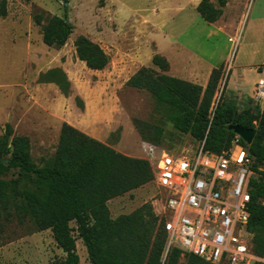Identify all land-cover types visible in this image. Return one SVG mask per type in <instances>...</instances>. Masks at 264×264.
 Here are the masks:
<instances>
[{
  "label": "rangeland",
  "instance_id": "obj_1",
  "mask_svg": "<svg viewBox=\"0 0 264 264\" xmlns=\"http://www.w3.org/2000/svg\"><path fill=\"white\" fill-rule=\"evenodd\" d=\"M3 1L6 16L0 17V143L5 125H10L15 136L29 139L31 159L38 167L54 155L63 124L128 158L143 159L142 135L147 140L157 137L158 147L172 154L194 153L202 143L174 129L171 120L175 113L148 93L128 87L127 82L145 68L193 85L202 84L201 76L193 80L189 76L193 68L190 49L197 51V47L207 55L218 48L224 58L228 56L218 68L221 79L211 114L222 98L237 115L253 120L254 127L261 118L250 96L256 75L241 71L238 78L230 67L240 58L237 29L229 31L228 39L208 38L207 29L212 28L201 20L207 29L196 38L193 34L197 29H189L186 24L194 14L192 4L187 6L182 0H0V7ZM210 2L215 8L224 3L220 26L238 20L240 11L234 0H228L227 10L226 0ZM35 12L65 18L72 25L64 47L43 45L41 28L32 19ZM79 37L103 50L108 58L103 70H89L77 59L74 42ZM154 57L166 63L165 72L152 64ZM63 82H67L65 95L58 87ZM252 161L250 184L259 179L264 182V165H258L254 157ZM16 178L12 170L0 168L1 180ZM155 194L150 183L110 200V217L129 215L144 205L154 213ZM2 225L0 264H66V256L50 231L33 233L29 224ZM70 227L75 229L73 223ZM247 232L252 243L253 234ZM73 236L77 239V233ZM76 254L80 264H89L80 240L76 241Z\"/></svg>",
  "mask_w": 264,
  "mask_h": 264
},
{
  "label": "trees",
  "instance_id": "obj_2",
  "mask_svg": "<svg viewBox=\"0 0 264 264\" xmlns=\"http://www.w3.org/2000/svg\"><path fill=\"white\" fill-rule=\"evenodd\" d=\"M67 2V0H64ZM2 2L0 17L6 16ZM224 3L215 8L210 0H202L197 13L206 24H215L222 16ZM33 22L41 28L42 43L48 48L64 47L73 27L65 19L33 14ZM75 55L92 71H101L108 64L103 50L85 37L74 42ZM152 64L162 72L166 63L154 57ZM221 79V70H213L205 88L152 69H140L127 86L148 93L158 104L168 106L174 113L171 122L179 133L203 143L206 152L221 155L236 138L229 126L256 130L248 149L258 165H264V107L256 105L261 118L256 127L253 120L236 114L221 98L211 114L213 99ZM65 83V84H63ZM58 84L65 95L67 82ZM159 135V134H158ZM157 135V136H158ZM144 143L158 147L157 137ZM30 141L15 136L10 125H5L0 143V168L12 170L16 179H0V235L3 223L29 224L33 233L50 231L59 250L66 256V264H80L76 241L86 250L89 264H208L183 255L173 249L163 258L166 235L162 224L148 205L129 215L110 217L107 203L146 186L153 181L149 163L116 153L113 149L85 135L70 125L63 124L54 155L42 167L31 159ZM7 160V166L3 161ZM249 220L247 230L253 234L252 250L264 255V182L250 184ZM75 225V229L70 224ZM77 233V239L73 236ZM1 244V243H0Z\"/></svg>",
  "mask_w": 264,
  "mask_h": 264
},
{
  "label": "built area",
  "instance_id": "obj_3",
  "mask_svg": "<svg viewBox=\"0 0 264 264\" xmlns=\"http://www.w3.org/2000/svg\"><path fill=\"white\" fill-rule=\"evenodd\" d=\"M251 100L264 107V68ZM239 138L221 155L203 143L192 154L175 155L141 143L156 190L154 214L166 235L164 258L176 249L208 264H264L248 239L252 157Z\"/></svg>",
  "mask_w": 264,
  "mask_h": 264
},
{
  "label": "crops",
  "instance_id": "obj_4",
  "mask_svg": "<svg viewBox=\"0 0 264 264\" xmlns=\"http://www.w3.org/2000/svg\"><path fill=\"white\" fill-rule=\"evenodd\" d=\"M173 1V0H171ZM178 1V0H174ZM188 6L193 5V15L190 16L187 26L190 28L194 27L196 38L202 34V31H206V26L200 23L201 18L196 11L197 5L201 0H182ZM236 8L240 11L238 20L233 24L229 25V22H225L226 25L220 26L221 18L215 24H208L212 29H207L208 38H220L227 37L228 33L232 29H237V44L238 51L240 50L239 63L236 66L231 65V70L235 69L236 76L241 78L240 72L243 73L250 71L256 75V80L259 78L258 72L264 68V0H234ZM228 0H226V10L228 9ZM226 15V11H225ZM224 15V16H225ZM237 19V17H236ZM228 20V19H227ZM223 22V20H222ZM224 24V22H223ZM184 30V28L182 29ZM182 33H184L182 31ZM228 41V40H227ZM188 45V41L186 42ZM192 56L191 61L193 62L191 74L189 75L191 80L195 76H201L202 84H198L201 87H205L209 76L213 70L218 68L228 60V56L223 57V52H219L218 48L213 51L211 55H207L204 51L197 47V51L190 49ZM237 51V52H238ZM230 70V71H231ZM235 79L231 82L233 87H236ZM246 82L247 80L244 79ZM256 80L252 83V89L250 96L252 95L253 85ZM192 83V81H190ZM145 159V156L143 157Z\"/></svg>",
  "mask_w": 264,
  "mask_h": 264
},
{
  "label": "water",
  "instance_id": "obj_5",
  "mask_svg": "<svg viewBox=\"0 0 264 264\" xmlns=\"http://www.w3.org/2000/svg\"><path fill=\"white\" fill-rule=\"evenodd\" d=\"M229 131H233V133L241 139L247 146H250L253 142V139L255 137L256 131L255 130H246L243 128H240L238 126H229ZM4 166H7L8 161H3Z\"/></svg>",
  "mask_w": 264,
  "mask_h": 264
}]
</instances>
